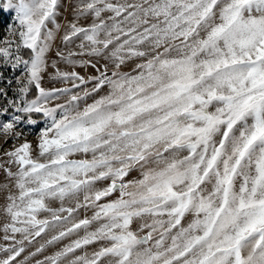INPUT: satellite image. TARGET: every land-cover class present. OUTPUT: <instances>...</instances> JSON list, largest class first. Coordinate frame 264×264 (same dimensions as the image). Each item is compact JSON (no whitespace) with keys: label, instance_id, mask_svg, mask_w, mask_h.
Returning a JSON list of instances; mask_svg holds the SVG:
<instances>
[{"label":"snow or ice","instance_id":"obj_1","mask_svg":"<svg viewBox=\"0 0 264 264\" xmlns=\"http://www.w3.org/2000/svg\"><path fill=\"white\" fill-rule=\"evenodd\" d=\"M60 7L0 8V62L22 67L3 144L44 121L0 157V264L43 237L30 257L69 242L35 264H264V0H76L55 53L71 70L47 59ZM49 67L65 86L43 87Z\"/></svg>","mask_w":264,"mask_h":264},{"label":"rangeland","instance_id":"obj_2","mask_svg":"<svg viewBox=\"0 0 264 264\" xmlns=\"http://www.w3.org/2000/svg\"><path fill=\"white\" fill-rule=\"evenodd\" d=\"M2 2L3 0H0V8H2ZM76 3V0H61V7L59 8V13L56 17L57 22L61 25V29L56 33L54 40L52 41V46L51 49L49 51V53L47 54V59L49 61V64L51 63L52 60L56 59L58 61V58L56 57L55 53L56 51L62 50L67 52L68 48H66L62 42V35L64 32V25L69 22L72 21L74 19V15H73V7ZM15 13L14 10H0V40L6 39V38H11L9 36V26H15V20L13 19ZM103 15H108L107 13L103 14ZM91 22V17L88 18H80V20L78 21L79 24L81 25H87ZM50 28L54 27L53 25H49ZM75 43H79V41L77 40ZM70 47L72 50H77L75 47V44L68 46ZM30 52V50H29ZM21 55L23 56L24 59H28L29 56H25V50L23 49L21 52ZM87 58V57H85ZM132 65H129V68H125V70H130V67ZM58 67L61 70H71V68L63 63H60L58 61ZM76 71H78L81 75H95V71L92 68H88L87 70H85L84 68H76ZM54 69H52L51 67H49L47 69V72L44 74V81H43V87L45 88H53V87H63L65 85L61 84L58 81H54V80H50L49 79V74L53 73ZM16 77H22V67L18 68V69H12L10 65L5 66L2 64V62H0V88H4L6 91V95L0 94V106H3L7 103V100L9 99H15L16 98V93L15 90L17 88L16 85ZM9 81H11V83H9ZM67 86H71L70 83ZM35 96V91H31V94L29 95V99L33 98ZM57 102H63V100L61 101H53L52 104H55ZM87 102H91V100H88ZM81 107H83V105H81ZM10 111H12L10 109ZM35 119L38 120V123L36 125H26V124H20L17 126V131H21L24 133V135L20 138V140H14V139H10L8 141L7 144H3L4 141V136L2 134H0V144H3V147H0V157H2V154L4 152L5 149H11L14 145L18 146L19 143H22L24 141V139H27L29 142L35 144L36 140H37V136L38 133L40 131V128L43 127L44 121L40 118V117H36L34 116ZM8 119L7 116L4 117H0V120H4L6 121ZM33 155L35 156V153H33ZM73 158H81L79 155ZM13 171H15L16 169L13 167L12 168ZM133 176L136 175V173L132 174ZM132 176L129 177V179H131ZM10 181L6 175V173L3 171L2 168H0V245H7L8 243H10V241H5L3 239L5 233L3 231V225L4 223L7 222L6 220V216L3 212V208L5 207L6 204V200H7V195H8V191L7 189H4L3 186L5 184H9ZM118 195V193L116 194ZM115 198V195L112 197ZM82 199V196H81ZM53 206H59V201H57ZM87 215H91V213H87ZM85 216V213L83 210L80 211L79 213V218H83ZM136 225H133V228H135ZM82 234V233H81ZM20 237L17 235V239H19ZM48 237H43V238H37L36 241L33 242L32 245H28L25 249V252H23L16 261V264H20V262L25 261V257H29L28 261L25 262V264H35V261L37 259L42 260L44 258V256L47 255H51L53 252H55L56 250H58L60 247H62L63 244H67L69 242L68 239L64 240L61 244H57L55 246H48L46 247V249L44 250V252L42 254H37L35 257H30L29 254L31 252L35 251V248L39 246V244L43 243L45 239H47ZM74 237L70 238L73 239ZM27 243V242H26ZM96 246L93 245L92 247H90L88 249V251H92L93 248H95ZM77 254H80L79 252ZM3 253H0V258H3Z\"/></svg>","mask_w":264,"mask_h":264},{"label":"trees","instance_id":"obj_3","mask_svg":"<svg viewBox=\"0 0 264 264\" xmlns=\"http://www.w3.org/2000/svg\"><path fill=\"white\" fill-rule=\"evenodd\" d=\"M25 50V56H29L30 55V52L28 49H24ZM32 91H35V89L33 88ZM36 117H39V116H36Z\"/></svg>","mask_w":264,"mask_h":264}]
</instances>
